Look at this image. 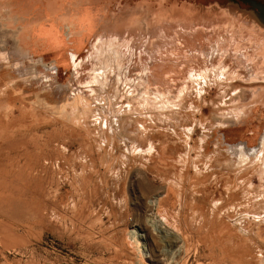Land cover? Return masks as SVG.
<instances>
[{
  "label": "rangeland",
  "instance_id": "374dc122",
  "mask_svg": "<svg viewBox=\"0 0 264 264\" xmlns=\"http://www.w3.org/2000/svg\"><path fill=\"white\" fill-rule=\"evenodd\" d=\"M237 1L0 0V264H264V24Z\"/></svg>",
  "mask_w": 264,
  "mask_h": 264
},
{
  "label": "flooded vegetation",
  "instance_id": "af4514ba",
  "mask_svg": "<svg viewBox=\"0 0 264 264\" xmlns=\"http://www.w3.org/2000/svg\"><path fill=\"white\" fill-rule=\"evenodd\" d=\"M235 2L238 1L235 0ZM256 5H257V9L255 10L257 12V21L262 22L264 24V0H257Z\"/></svg>",
  "mask_w": 264,
  "mask_h": 264
}]
</instances>
